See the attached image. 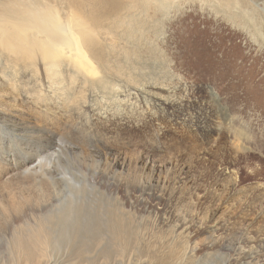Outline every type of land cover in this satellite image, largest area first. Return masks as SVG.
Instances as JSON below:
<instances>
[{
  "label": "rangeland",
  "instance_id": "obj_1",
  "mask_svg": "<svg viewBox=\"0 0 264 264\" xmlns=\"http://www.w3.org/2000/svg\"><path fill=\"white\" fill-rule=\"evenodd\" d=\"M227 3L232 10L222 11L215 3L202 11L193 0H180L169 17L158 13L143 35L163 32L156 43L159 51L144 57L136 49L142 61L126 68L128 53H113L125 45L100 40V57L113 65L118 90L85 96L83 118L92 127L78 132L65 118L52 127L44 128L38 119L35 123L44 138L82 156L76 166L110 200L103 196L95 209L113 214L123 209L126 222L139 227L216 224L225 242L199 264L234 259V243L246 231L251 238L264 239V0ZM145 87L151 97L140 91ZM6 131L0 127V156L7 163L36 160L47 145L46 139H17ZM0 222V264H22L2 238L9 224ZM47 228L51 226L41 230ZM82 247L84 255L77 257L76 245L54 243L47 261L111 264L107 240ZM256 250L264 259V244Z\"/></svg>",
  "mask_w": 264,
  "mask_h": 264
},
{
  "label": "bare ground",
  "instance_id": "obj_2",
  "mask_svg": "<svg viewBox=\"0 0 264 264\" xmlns=\"http://www.w3.org/2000/svg\"><path fill=\"white\" fill-rule=\"evenodd\" d=\"M193 1L202 11L215 3L222 11L233 9L227 0ZM179 2L0 0V127L16 138L31 141L30 136L38 137L40 143L46 138L41 127L35 125L37 119L44 128L65 118L78 132L90 129L89 119L85 120L82 112L85 96L95 90H118L112 82L113 65L100 57V40L125 45L113 51L121 56L128 53L122 59L125 68L142 61L141 56L136 57L135 50L144 57L148 53L154 55L159 51L158 37L164 34L151 30L144 37L143 29L158 13L169 17L172 7H177ZM140 91L151 97L148 88ZM46 140L47 145L40 150L42 156L38 155L36 160L30 158L12 164L0 156V220L9 224L10 229L2 238L11 245V254L20 255L22 264H50L47 259L54 243L68 248L76 245L78 257L84 255V243L107 240L111 264H199L204 257V261H208L210 251L223 246L225 238L218 233L220 229L216 224L161 223L163 225L139 227L126 222L123 209L116 214L95 209L105 195L96 192L94 184L97 182L89 180L76 166L82 156L72 155L57 143ZM50 197L54 198V203ZM105 197L110 202L109 197ZM46 225L51 228L42 231ZM30 226L35 228L30 230ZM249 234L246 231L234 243L238 254L225 264H264L256 250L263 247L264 239L251 238Z\"/></svg>",
  "mask_w": 264,
  "mask_h": 264
}]
</instances>
